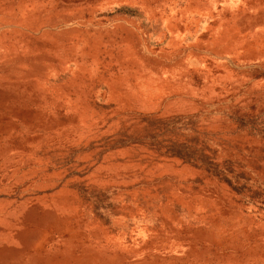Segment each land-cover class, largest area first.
Returning <instances> with one entry per match:
<instances>
[{
	"label": "rangeland",
	"instance_id": "374dc122",
	"mask_svg": "<svg viewBox=\"0 0 264 264\" xmlns=\"http://www.w3.org/2000/svg\"><path fill=\"white\" fill-rule=\"evenodd\" d=\"M0 264H264V0H0Z\"/></svg>",
	"mask_w": 264,
	"mask_h": 264
}]
</instances>
